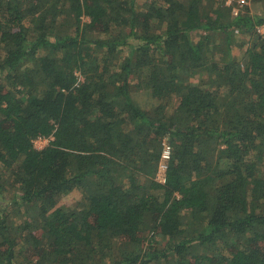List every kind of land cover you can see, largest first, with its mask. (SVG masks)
Here are the masks:
<instances>
[{"label":"trees","instance_id":"16d2710c","mask_svg":"<svg viewBox=\"0 0 264 264\" xmlns=\"http://www.w3.org/2000/svg\"><path fill=\"white\" fill-rule=\"evenodd\" d=\"M260 26L264 0H0V264H264Z\"/></svg>","mask_w":264,"mask_h":264},{"label":"built area","instance_id":"2783aa9c","mask_svg":"<svg viewBox=\"0 0 264 264\" xmlns=\"http://www.w3.org/2000/svg\"><path fill=\"white\" fill-rule=\"evenodd\" d=\"M250 1L251 0H223V5L229 9L231 17H236L245 11V8L249 6ZM258 31L260 33H264V26H260L258 28ZM37 140H42V138H39ZM170 154L171 148L169 144L164 143L161 150V156L158 166V170H163V173L166 169V164L169 161Z\"/></svg>","mask_w":264,"mask_h":264},{"label":"rangeland","instance_id":"374dc122","mask_svg":"<svg viewBox=\"0 0 264 264\" xmlns=\"http://www.w3.org/2000/svg\"><path fill=\"white\" fill-rule=\"evenodd\" d=\"M83 21L84 22H88L89 21V18L85 15V16H83ZM88 32H89V30H87ZM91 33H89V35H90ZM245 40V37L244 36H241L239 39H238V43L240 42V41H244ZM237 45V44H236ZM244 51V49L242 48V47H240V46H236L235 48H234V51H233V53H234V55L238 58V57H240L241 56V54H242V52ZM45 144H47V140H45V139H42V140H36L35 141V146L36 147H38V148H41V147H43ZM164 173H163V170H158V172H157V179H159V180H163V178H164ZM72 198H73V193H71V194H69V195H67L64 199H63V201L66 203V204H68L71 200H72ZM36 237V236H35ZM40 237V236H39ZM50 250H53L52 248H50ZM32 259V256H30L29 255V257H28V260H31ZM30 263V262H29ZM28 263V264H29Z\"/></svg>","mask_w":264,"mask_h":264}]
</instances>
